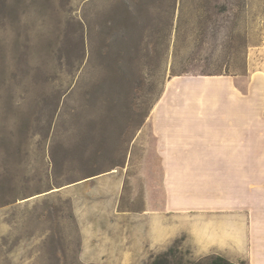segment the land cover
<instances>
[{"label":"rangeland","instance_id":"rangeland-1","mask_svg":"<svg viewBox=\"0 0 264 264\" xmlns=\"http://www.w3.org/2000/svg\"><path fill=\"white\" fill-rule=\"evenodd\" d=\"M257 74L264 0H0V264L208 257L155 195L159 116L183 81Z\"/></svg>","mask_w":264,"mask_h":264},{"label":"crops","instance_id":"crops-1","mask_svg":"<svg viewBox=\"0 0 264 264\" xmlns=\"http://www.w3.org/2000/svg\"><path fill=\"white\" fill-rule=\"evenodd\" d=\"M219 77L183 81L176 104L167 100L155 195L177 210L176 233L192 235L195 255L264 264V75L245 84ZM154 236L147 230L149 250L168 243L169 230Z\"/></svg>","mask_w":264,"mask_h":264},{"label":"trees","instance_id":"trees-1","mask_svg":"<svg viewBox=\"0 0 264 264\" xmlns=\"http://www.w3.org/2000/svg\"><path fill=\"white\" fill-rule=\"evenodd\" d=\"M170 250L158 255L152 264H237L222 255H211L197 261L184 262L183 260H179L175 262L169 259L171 254Z\"/></svg>","mask_w":264,"mask_h":264}]
</instances>
